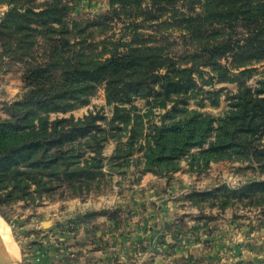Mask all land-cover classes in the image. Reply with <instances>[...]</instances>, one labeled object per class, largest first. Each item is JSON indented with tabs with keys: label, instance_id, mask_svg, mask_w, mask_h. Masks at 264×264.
Listing matches in <instances>:
<instances>
[{
	"label": "trees",
	"instance_id": "16d2710c",
	"mask_svg": "<svg viewBox=\"0 0 264 264\" xmlns=\"http://www.w3.org/2000/svg\"><path fill=\"white\" fill-rule=\"evenodd\" d=\"M176 1L109 0V12L100 20L80 22L68 17L67 0H0L9 5L0 20L2 48L25 63L27 86L20 99L7 105L8 117L0 118V207L37 203L56 194H98L111 185L114 173L129 178L132 167L133 181L145 172L170 175L185 156L195 170L248 159L264 175V81L254 89L247 84L253 71L249 65L264 59V0H197L201 10L189 13L176 8ZM171 7L180 26L200 43L191 65L176 62L163 46L147 45L137 22L127 33L130 37L115 39L114 47L105 46L99 55L75 50L71 42L77 32L103 27L123 13L135 16L134 11L154 21ZM237 26L245 31L235 39ZM226 29L228 35L220 31ZM81 36L84 45L86 37ZM39 37L49 41L43 57L33 50ZM227 56L230 66L218 63ZM206 65L215 74L204 82L217 77L237 85L218 114L188 107L190 99L203 106V95L219 104V91L198 87L193 77ZM99 84L112 106L109 117L97 109L83 117L50 119V113L87 104ZM139 98L145 100L144 110L134 103ZM109 142L114 143L112 152L104 155ZM193 148L199 151L193 153ZM192 195L194 202L197 197L219 198L222 208L236 201L264 205V179L234 188L221 184Z\"/></svg>",
	"mask_w": 264,
	"mask_h": 264
},
{
	"label": "rangeland",
	"instance_id": "374dc122",
	"mask_svg": "<svg viewBox=\"0 0 264 264\" xmlns=\"http://www.w3.org/2000/svg\"><path fill=\"white\" fill-rule=\"evenodd\" d=\"M67 3L69 5L68 17L80 22L100 20L101 16L108 13L111 7L109 0H67ZM191 5H193L194 10L190 7ZM8 8L9 5L5 3L0 4V20ZM176 8L186 13L201 10V6L197 0H177ZM132 12L135 16L123 13L119 17H113L109 22H104L103 27H93L91 31V27H88L84 32H77L76 37L71 39L72 43L75 42V50L85 49L88 53L94 50L93 52L99 55L105 46L113 48L114 44L112 41H115V39L122 36L126 38L130 37L127 33L130 30L133 31V23L137 22L140 26L138 31L144 33L146 39H149L147 40V45L163 46V51L179 64H193L191 57L200 48V43L197 37L191 35L187 29L180 26V22L177 19L178 16L174 15L172 7L159 20L156 19L154 21L148 20L144 14L136 16L135 12ZM109 16L111 17V15ZM80 27H83V25H80ZM102 29L104 30L100 32ZM76 31L77 29H75L74 33ZM220 31L225 35L229 33L228 29ZM244 31L243 27L237 26L233 35L234 38H241ZM90 33L93 34L91 35ZM81 35L86 37L84 45L79 43L82 41L79 40L82 37ZM37 40L40 41H37V45H35L33 50L37 57H43L44 48L48 46L49 41L40 37ZM103 40L105 41L102 42ZM122 48L120 47V49ZM230 61L231 57L227 56L220 58L218 63L230 66ZM249 67H252L253 71L252 75L247 79V84L254 89L259 85V81H264V59L249 65ZM199 71L193 74L197 86L204 90H218L220 93L219 104L217 106L212 105L207 100V96L203 95L205 103L203 106L199 107L194 99H190L188 107L218 114L229 101L225 97L226 94L229 91H235L237 85L234 82L218 81L217 77H214L211 82H204V80H209L210 76L215 74L211 65L200 66ZM24 72L25 63L17 57L14 58L5 48L3 49L2 41L0 40V118L2 119L8 117L7 105L16 99H20L27 90ZM89 99L87 104L74 108L71 111L50 113V119H53L56 115L68 116L69 114H72L75 118L83 117L89 111L97 109L103 111L108 117L111 115L112 106L106 103L104 85L99 84L95 93ZM134 103L142 110L146 107L145 100L142 98L136 99ZM156 113H159V110H156ZM260 141L262 142L263 139H260ZM255 144H257L256 141ZM113 146L114 143L109 142L104 148V155L111 154ZM258 146L261 148L262 144ZM197 151H199V148L191 149L193 153ZM255 165L256 163H249L248 159H227L212 162L208 168L195 170L189 168V161L185 156L179 160V168L170 175H156L153 172L143 173L139 181H141L144 175L151 173L155 176L156 180H164L163 183L166 189L169 186L175 187V189L178 188L174 193L172 191L175 189L169 191L173 194H169L170 197L168 196V198L183 203L186 207H194L198 210L195 217H191L189 215L190 212H182V214L175 215L174 219L163 230L168 232L170 236L175 234L172 240L168 237V245L172 249H175V246L183 245L185 233L200 230L208 231L211 236L213 234L227 235L231 239L229 249L232 252L234 247L238 248V245L241 246L240 249L243 251L241 254L246 255L247 258H245L246 256H242L240 260L244 258L246 260L244 259L238 264H250L253 261V264H264V205H244L243 202L236 201L222 208L219 198L204 197L202 201L197 197L194 202L191 197L195 192L202 193L221 184L234 188L251 181L264 179V175H260ZM183 172L188 174L191 180L183 183L181 181V173ZM127 175L129 178L121 179L118 174L114 173V179L106 191L98 194L91 192L86 197H67L56 194L54 198L45 197L37 203L17 201L1 206L2 214L0 213V219H2L14 244V260L11 258L13 262L15 264H52V260L54 259H57L59 264L62 262H74L78 258V253L75 254L73 252V246L78 241L84 240L83 238L85 237V232L79 231V229H86L87 227L89 230L95 231L94 222L99 216H106L115 222H119L120 220L129 219L132 211L130 210L131 207L126 206L124 208L114 207L113 209L102 208L97 210L85 208L81 211L77 209L74 213L66 212L65 208L67 206L63 201L74 198H80L81 201H85L108 192L114 195L116 200L118 199L120 202H124L125 205L129 204L132 206L133 202L131 201L134 198L147 196V191L153 190L154 186H138L139 181H133L132 178L133 167ZM117 180H121V184H118ZM92 212H96L97 214H91ZM46 236L50 238L46 239ZM92 237L88 233L86 234L87 240ZM1 238L2 235L0 233V245L5 250ZM224 240L226 241V239ZM61 241L65 243L63 250L67 251L64 254V259H61ZM204 241H207V251L204 252V255H209L206 259L208 264H229L230 258L228 255L229 249L226 248L227 244L222 246L223 250L219 253V250L214 249L217 241L211 240L210 242L209 239ZM218 242L220 243L219 239ZM88 247L91 248L89 245ZM88 247L86 246V249H89ZM136 247L134 245L131 251H119V253H115L114 248L110 247L112 253H115L112 256V264H133L135 259L141 255H139L140 251H137ZM191 250V255H194L198 251L197 247L194 246L191 247ZM153 254L156 253H152L151 258L155 256ZM248 255H257L258 261L251 260V257ZM182 260L183 258L178 256L176 264H183Z\"/></svg>",
	"mask_w": 264,
	"mask_h": 264
},
{
	"label": "crops",
	"instance_id": "0c3cea01",
	"mask_svg": "<svg viewBox=\"0 0 264 264\" xmlns=\"http://www.w3.org/2000/svg\"><path fill=\"white\" fill-rule=\"evenodd\" d=\"M181 179L183 183L191 180L190 176L184 172L181 173ZM163 182V179L156 180L155 176L151 173L144 175L141 181L138 182V186L149 187L147 185H153L154 189L146 190L148 194L145 197L134 198L131 201L133 202L132 206L129 204L125 205L124 202H120L118 199L116 200L115 196L108 192L85 201H81L80 198L63 201L67 206L65 208L66 212L74 213L77 209L81 211L85 208L97 210L129 206L131 207L130 210L132 213L129 219L124 221L120 220L119 222H115L106 216H99L94 222L95 231H91L87 227L86 229H79V231L85 232V237L83 238L84 240L78 241L73 246V252L75 254L78 253V258L72 263H63L61 260V264H112L113 254L119 253V251H131L134 245L137 246L136 250L140 251L139 255H141L135 259L133 264H176V258L178 256L183 258V264H208L206 259L209 255H204V252L207 251V241L204 240L209 239L210 242L211 240L217 241L214 249L219 250V253L223 250V245L227 244L226 248L229 249L231 239L227 235L213 234L211 236L208 231L205 232L202 230L185 233L183 236L185 238L183 245L175 246V249H172L168 245V237L172 240L175 234L170 236L168 232L163 230L174 219L175 215L182 214V212H190L189 215L195 217L198 210L194 207H186L183 203L168 198V196L170 197L169 194H173L178 188L175 189V187L169 186L166 189ZM173 189H175L172 191L173 193H170L169 191ZM87 233L93 237L87 240ZM49 238L46 236V239ZM63 245L65 243L61 241V259H64V254L67 253V251L63 250ZM86 246L89 249H86ZM192 246L198 249L194 255L190 254ZM110 247L114 248L115 253H112ZM240 248L241 246L238 245V248H233V252L230 249L228 250L230 258L229 264H238L247 258L246 255L241 254L243 251ZM152 253L156 254H153L155 256L151 258ZM242 256L246 257L240 260ZM248 256L251 257V260L258 261L257 255ZM52 262V264H59L57 259L52 260ZM253 262H250V264H253Z\"/></svg>",
	"mask_w": 264,
	"mask_h": 264
},
{
	"label": "bare ground",
	"instance_id": "6f19581e",
	"mask_svg": "<svg viewBox=\"0 0 264 264\" xmlns=\"http://www.w3.org/2000/svg\"><path fill=\"white\" fill-rule=\"evenodd\" d=\"M0 233L2 235V240H3V246L7 252V255L11 258H13L14 260V256H15V250H14V244L12 243L8 230L5 228V225L2 221V219H0ZM14 250V252H13Z\"/></svg>",
	"mask_w": 264,
	"mask_h": 264
},
{
	"label": "water",
	"instance_id": "95a60500",
	"mask_svg": "<svg viewBox=\"0 0 264 264\" xmlns=\"http://www.w3.org/2000/svg\"><path fill=\"white\" fill-rule=\"evenodd\" d=\"M5 220V219H4ZM6 221V220H5ZM7 222V221H6ZM0 264H15L3 247L0 245ZM18 264V263H17Z\"/></svg>",
	"mask_w": 264,
	"mask_h": 264
}]
</instances>
